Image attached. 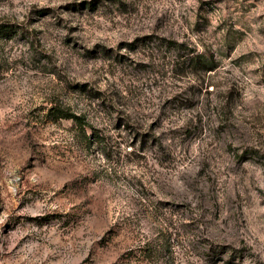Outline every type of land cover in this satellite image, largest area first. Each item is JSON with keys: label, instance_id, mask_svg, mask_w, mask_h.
Returning a JSON list of instances; mask_svg holds the SVG:
<instances>
[{"label": "rangeland", "instance_id": "rangeland-1", "mask_svg": "<svg viewBox=\"0 0 264 264\" xmlns=\"http://www.w3.org/2000/svg\"><path fill=\"white\" fill-rule=\"evenodd\" d=\"M0 264H264V0H0Z\"/></svg>", "mask_w": 264, "mask_h": 264}, {"label": "trees", "instance_id": "trees-1", "mask_svg": "<svg viewBox=\"0 0 264 264\" xmlns=\"http://www.w3.org/2000/svg\"><path fill=\"white\" fill-rule=\"evenodd\" d=\"M58 111L60 112L61 116H62L63 118H65V119H72V118H74V119H78V120H80L77 116H75V115H73V114H70V113H68V112H64V111H62V110H58Z\"/></svg>", "mask_w": 264, "mask_h": 264}]
</instances>
